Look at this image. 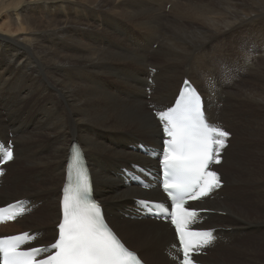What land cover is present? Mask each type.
I'll list each match as a JSON object with an SVG mask.
<instances>
[{
    "label": "bare ground",
    "instance_id": "1",
    "mask_svg": "<svg viewBox=\"0 0 264 264\" xmlns=\"http://www.w3.org/2000/svg\"><path fill=\"white\" fill-rule=\"evenodd\" d=\"M224 65L231 77L209 96L221 107L208 111L230 134L214 167L223 186L216 199L197 204L225 213L210 214L202 226L217 228L223 240L199 260L253 264L250 255L264 252V0H0V138L15 151L3 165L0 205L23 200L30 208L0 229L23 226L7 234L53 239L76 141L91 168L93 196L121 240L146 264H174L165 256L172 230L132 203L162 198L157 184L143 192L117 171L130 163L157 166L154 152L129 146H159L154 110L168 107L185 79L206 92L199 74L210 83Z\"/></svg>",
    "mask_w": 264,
    "mask_h": 264
},
{
    "label": "snow or ice",
    "instance_id": "2",
    "mask_svg": "<svg viewBox=\"0 0 264 264\" xmlns=\"http://www.w3.org/2000/svg\"><path fill=\"white\" fill-rule=\"evenodd\" d=\"M133 58H138L132 54ZM225 80L230 69L223 66ZM154 75L155 68L151 70ZM150 84L152 81H149ZM208 91L215 95V83L210 81ZM156 118L162 129V188L170 205L148 200L137 201L151 219L174 227L178 245L179 264H198L193 259L216 240L213 230H199L193 226L199 212L188 205L211 196L222 185L218 171L212 165L221 164V153L227 147L230 134L209 122L205 115L201 93L185 79L173 106L157 111ZM141 147H146L141 145ZM68 165L71 182L63 190L62 220L58 223V238L47 247L21 250V245L39 233H23L0 238L2 264H146L134 251L129 250L114 230L105 222L101 205L90 196L92 185L89 172L82 161V146L73 142L69 147ZM13 160L11 145L0 151V164ZM141 172L146 169H140ZM4 175L0 169V176ZM147 188L148 185H143ZM17 205H20L17 208ZM28 202L0 209V218L15 220L28 208ZM50 249H54L51 252ZM47 253L46 256L44 254Z\"/></svg>",
    "mask_w": 264,
    "mask_h": 264
},
{
    "label": "rangeland",
    "instance_id": "3",
    "mask_svg": "<svg viewBox=\"0 0 264 264\" xmlns=\"http://www.w3.org/2000/svg\"><path fill=\"white\" fill-rule=\"evenodd\" d=\"M75 1H79V3H81V2H83V0H75ZM139 35V34H138ZM156 46L155 45H153V48H155ZM146 70H147V68H146ZM148 71H150V69H148ZM168 76L169 77H172V72L171 71H169L168 72ZM224 76H225V73H222L215 81H212V82H214L215 84H216V82H218V83H224V82H226L227 80H225V78H224ZM231 77V75H229V78ZM183 79H185V77L183 78ZM197 83L199 84V87H201L202 89L203 88H205V87H203L202 85H203V83L205 84V86H207V87H209L210 86V83H208V79L206 78V79H203L202 78V76H201V74H199V78L197 79ZM148 91V90H147ZM158 127V126H157ZM230 128V127H229ZM232 129V128H231ZM232 131H233V129H232ZM76 142V141H75ZM137 144H139V145H144L143 143H141V142H136ZM134 144V143H133ZM156 157V156H155ZM42 205L44 204L43 202L41 203ZM40 209H42V210H44L47 214L49 213V212H47V209H46V207H44V208H40ZM120 211H121V209H114V211H113V213H118V214H120ZM39 213H40V211L39 212H37L36 214H34V216L30 219L31 220V222H32V224H36V223H38V215H39ZM32 216V215H31ZM26 218V217H25ZM57 223V222H56ZM55 222H54V224L52 225L51 224V226H53L54 227V225L56 224ZM23 226H21V227H13V226H10L9 227V229H7V230H1L0 229V234L1 235H4V234H7V233H11V232H14V231H19V230H23V228H22ZM27 232V231H26ZM42 238H44L43 236H42ZM52 239V238H51ZM51 239H49V238H46V240H44V242H40V243H45V244H48L50 241H51ZM124 240V239H123ZM48 242V243H47ZM229 247V246H228ZM227 247V248H228ZM135 251V250H134ZM221 251H223V250H221ZM220 251V252H221ZM139 255L140 254H142V253H140V251H136ZM160 253V252H159ZM162 253V252H161ZM208 254H210L209 252H208ZM213 255V257H211V258H216V256L214 255V254H212ZM146 256V255H145ZM145 256H144V258H145ZM209 257H210V255H209ZM208 257V258H209ZM264 257V252L263 251H256V252H254V253H252L251 255H250V258H251V262L253 263V264H259V260L261 259V258H263ZM146 258L148 259V257L146 256Z\"/></svg>",
    "mask_w": 264,
    "mask_h": 264
},
{
    "label": "flooded vegetation",
    "instance_id": "4",
    "mask_svg": "<svg viewBox=\"0 0 264 264\" xmlns=\"http://www.w3.org/2000/svg\"><path fill=\"white\" fill-rule=\"evenodd\" d=\"M157 162V161H156Z\"/></svg>",
    "mask_w": 264,
    "mask_h": 264
}]
</instances>
